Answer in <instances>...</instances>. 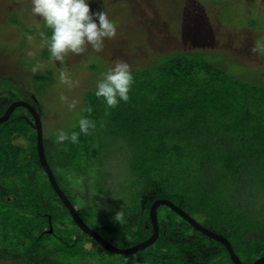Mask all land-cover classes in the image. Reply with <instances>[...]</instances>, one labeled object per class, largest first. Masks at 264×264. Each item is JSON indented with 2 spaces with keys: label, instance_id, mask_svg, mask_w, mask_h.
Returning a JSON list of instances; mask_svg holds the SVG:
<instances>
[{
  "label": "rangeland",
  "instance_id": "obj_1",
  "mask_svg": "<svg viewBox=\"0 0 264 264\" xmlns=\"http://www.w3.org/2000/svg\"><path fill=\"white\" fill-rule=\"evenodd\" d=\"M30 7V0H0V116L15 101H27L40 113L48 163L62 183L61 187L68 192L66 195L75 198L78 206L73 205L83 222L93 231L104 228L102 233L113 240L117 248L124 249L129 246L131 234L138 241L141 236L152 233L153 229L148 230L147 225L151 224L153 204L150 200H167L203 227L217 230L214 232L225 235L236 246L240 243L244 264H252L263 257L264 254L254 258V249L264 245V181H261L264 179V132L255 131V127L264 131V121L257 123V120L245 117L238 123V131L221 126L222 121L230 122V119L221 120L220 106L215 102L224 100L220 98L219 73L214 84L217 90L205 85L208 94H213L204 102L207 112L196 114L197 98L190 103L192 110L185 118L197 117L200 122L192 127L193 131H185L180 136L173 134L166 124L162 125L167 126L164 131L154 126L160 130L157 132L151 129L149 122L153 121L155 125L167 122L178 102L173 100L166 104L159 98L150 100L146 98L145 86L159 75L151 68L159 70L172 59L169 64L179 59L201 58L206 66L235 76L240 87L246 82L247 90L257 98L258 90L264 89V56L257 55L252 49L254 42L264 37V0H91L93 11L103 8L118 25L117 36L106 40L100 52H94L88 46L85 53L67 58L65 70L78 81V85L71 88L59 82L60 68L49 60V54L42 46L40 33L48 31L39 18L31 15ZM29 35L32 40L27 38ZM118 60L128 63L134 75L135 83L130 92L133 104L121 102L118 107L109 109L94 96L95 84ZM37 64L42 70L33 73L31 69ZM165 75L161 73L166 80ZM195 86L191 83L187 89L179 87L174 91L178 94L183 90H189L190 94L203 91ZM233 87L231 85V91L236 92ZM239 93L237 89L236 96ZM62 95L66 97L64 102L60 100ZM254 98L247 99L248 103L252 104ZM74 101L78 102L76 107L69 109L68 105ZM168 106L172 107L165 111ZM89 107L91 114L86 111ZM30 115L27 109L17 108L10 121L0 125V133H3L0 143L6 149L4 159L0 158V264H129V258L131 261L133 256L138 264L227 263L226 256L221 255L219 242L215 245L219 247V253L212 254L216 250L214 246L210 248L212 240L208 241V255L204 248L201 255L206 256L194 260L192 253L188 256V251L179 246L168 249L158 243L131 255L111 253L94 237L83 233L48 177L51 186L42 183L46 174L36 164L37 138ZM81 116L93 120L95 130L90 135H81L78 144H57V130L79 131ZM209 120L212 122H207ZM206 124L211 128L201 131ZM145 130L157 133L155 136L159 139L164 132H169L166 143L179 146V153H176L180 158L177 157V161L169 158V166H163L162 172H157L156 165L151 168L152 163L144 165L150 151L142 160L145 150L133 147L134 134L143 135ZM12 135L16 142L11 139ZM200 138L221 149L217 151L220 158L204 157L202 153L209 148L200 150L199 145H195ZM22 160L27 162L22 164ZM231 161L245 168L243 174L236 167L233 177L229 174L223 166H228ZM61 168H68L67 180ZM17 179L21 180L20 184H16ZM22 185L33 191L36 187L39 188L37 191L40 188L49 190L40 195L44 204L40 205L39 211L43 215L38 213V203L23 200L21 194L28 188ZM216 199H220L218 205L209 203ZM50 207L54 229L48 227L50 220L44 213ZM118 213L121 216L116 220ZM158 213L171 216L173 212L163 205ZM176 218L184 220L181 215ZM250 223L256 227L247 228ZM178 225L187 227L181 222ZM180 231L181 239L186 240V228ZM180 235L173 234V237ZM240 238L249 245H243ZM38 240L40 242L34 243ZM257 240L263 244H257ZM199 241L194 239V244L184 241L183 246L186 249L193 246L195 249L191 252L200 254L197 251ZM42 244L44 256L39 258L32 247L38 252ZM21 248H26L28 255L33 254L28 263L15 261L25 255L26 251ZM16 249L22 252L18 254ZM174 254L180 258L176 263ZM214 256L218 258L214 259Z\"/></svg>",
  "mask_w": 264,
  "mask_h": 264
},
{
  "label": "trees",
  "instance_id": "obj_2",
  "mask_svg": "<svg viewBox=\"0 0 264 264\" xmlns=\"http://www.w3.org/2000/svg\"><path fill=\"white\" fill-rule=\"evenodd\" d=\"M11 16H13V14ZM47 31H49V30H47ZM172 60H174V59H172ZM172 60H169V61L171 62ZM170 62L164 63L159 70H155L154 68H151V70H153L154 72L157 71V73H159V75L156 78H154L153 81L148 83L147 86H145L147 88V97L146 98H148L150 100H157L159 98L160 100H163L162 101L163 103H166V104L167 103L171 104L170 102L175 100L176 102H178V104H177L178 106L176 108V111L169 115V116H173V117L168 116L167 122L164 121V123H158L155 125V123L153 121H150L149 124L151 125V129L159 132L160 130L155 128L156 126H159L164 131V128H166L169 125L173 131V134L175 133V134H178L180 136H183V133L185 131H193L192 127L194 125L200 123V122L198 121L199 118H197V117H194V119L185 118V117H188L191 113L192 107H191L190 103L193 101L194 98H197L195 100V103L198 105H195V108H196L198 113L196 112V114H199L201 112H207V111H205L207 109V107L204 106V104H205L204 102L206 100L211 99V97H213V94L211 92L208 94V92H207L208 89L207 90L205 89V85H207L208 88H211V87L214 88L215 87L214 84L217 81L216 75H218L219 73H221V83H220L221 97L220 98L224 99V100L223 101L218 100L215 102L220 106L219 108H220L221 120H224L225 118L230 119V122L225 121L224 123H222L223 122L222 121L221 126H224L225 129H232V130L238 131L239 128L237 129V125H238V123L242 122V120H244L245 117H247V118L249 117L251 120H257L256 121L257 123H263V121H264V89L262 91L258 90V92L256 93L257 98H254V95L251 93V91L247 90L246 82H243L241 84V87H240L239 82L235 78V76H233L232 74H229V73H227L221 69L219 70V69L213 68L211 66H206V64H205L206 62L201 60V58L194 59V60L179 59L176 62H174L173 64H169ZM173 65H176V66H173ZM148 67L150 68V64L148 65ZM161 73H164V74L166 73L165 77L168 79H166V80L163 79L161 76ZM174 78H175V81H172ZM142 83H140V84H142ZM191 83L195 84L196 85L195 87H198V88L201 87V89L205 92L203 93V91H200V92H197L195 94H193V93L190 94L189 90L188 91L183 90L181 92V94H178L176 91H174V88H179V87L181 89H183V88L187 89V87ZM231 85L234 86L233 89H236V92H237V89L240 91L239 95H241L242 98L239 95L236 96V92L231 91V88H230ZM140 87H143V84L140 85ZM217 89L218 88L215 87L213 90L215 91ZM157 91L159 93H157ZM149 94H150V96L148 97ZM253 98L255 99V101L251 100V101H253V103L249 104L248 103L249 101L247 99H253ZM128 103L130 105L133 104L132 100H129ZM259 103L262 105L260 106ZM257 105L259 107H257ZM171 107L172 106H168L165 111L169 110ZM204 108H205V110H204ZM177 116H178V119H177ZM176 120H177V122H176ZM175 122H176V124H175ZM207 122H212V121L209 120ZM166 124H167V126H165V127L162 126V125H166ZM229 124H230V126H228ZM208 128H211V127H209L208 124H206L205 128H203L201 131L208 130ZM136 129H138L137 131L140 130L139 127H136ZM255 129H256L255 130L256 133L262 134L264 132L263 128H261V127H255ZM35 132H36V130H35ZM178 132H180V133H178ZM256 133L254 132L255 136H256ZM156 134L155 133L151 134L150 132H147L146 130L144 131L143 135L137 134L138 135L137 136L136 134H134L135 139L132 140V144H133V147H135L136 149H144L145 150L143 153V156L141 157L142 160L146 159L144 156L146 155L147 151L151 152L149 157H148L149 160L148 159H146L147 161L145 160V163H144L145 166H148L149 164L152 163L151 168L154 165H156L158 167L157 172H162L161 168L163 166L164 167L169 166L168 162H167L169 158H174L176 161H177V157L180 158V156H178L179 146L177 144H174L173 146L172 145L169 146L166 143V141L169 140L167 137L169 135V132H164L162 135V139L157 138L155 136ZM36 135H37V133H36ZM240 135H241V133H239V136ZM126 137H127V134H126ZM200 137H202V136H200ZM188 138L191 139V137H188ZM181 141H182V139L179 140V142H181ZM216 141L221 142V140L220 141L216 140ZM3 144H4V142H3ZM195 145H199L198 147H200L199 148L200 150H203L205 148H209V149L205 150L204 153H202L203 156L205 155L204 157H207V158L218 157V158H220L219 156L221 154L218 155L217 151H221V149L215 148L214 143L211 146L209 143L202 141L200 138V140L197 139V141L195 142ZM0 147H3V146L0 144ZM193 147H195V146H193ZM4 152H5V150L0 149V153L2 155V156H0V158H2V159H4V155H3ZM176 152H178V153H176ZM226 153L227 152L225 151L224 155H226ZM138 155H139V153H138ZM23 161L24 160L21 161L22 164L27 162V161H24V162ZM233 164H234V166H231ZM238 164L239 163H234L233 161H231L228 163V166L224 165L223 167L233 177V175L235 173V171H234L235 167H236V169L241 170L242 174L245 170V168L239 167ZM39 169H41V168H39ZM218 169H219V171H221L220 168H218ZM44 180L45 181L42 183L47 184L50 187L51 185L47 181L48 180L47 177H45ZM20 181H21L20 179H17L16 184H20L19 183ZM24 181L26 182V177H25ZM261 181L263 182L264 179H261ZM25 182H23V183H25ZM22 186L28 188V191L21 194L23 200L26 202H34L35 201L34 203H38L39 205L37 204V206H36L38 208V213L40 215H43V212L39 211L40 205L44 204V200H42L40 198V195H41L42 191H49V190L40 188V191H37V190H39V188L36 187V191H33V188H31V187H28L26 185H22ZM190 187H191V185H189V188ZM155 199L156 198H152L150 200V204H153ZM209 203L213 206H216L220 203V199L211 200ZM201 207L204 209L203 206H201ZM52 210L53 209L50 207V209L47 208L46 211H44V213L47 214L46 215L47 217H50L49 213L53 214ZM148 211H149V209H148ZM171 211L173 212L171 214V216H169L167 213H162V214L158 213V221H159V229L160 230L158 232L159 235L155 241V244L158 243V245H160V246L162 245L163 247H167L168 249H170V248L173 249V248H175V246L176 247L179 246V247H181V249L183 251H186V252L188 251V256L190 255V253H192V258L194 260L196 257L206 256V255H201L204 252L203 251L204 248L207 250V255H208V252H209L208 241L212 240V239L205 237L202 233H200L196 230L195 231L197 233H195L193 227H191L186 221L176 218V215H177V217L179 215L175 211H173L172 209H171ZM262 211H263L262 216L264 217V209ZM174 212L176 213L175 218H173V214H175ZM51 217H53V216L51 215ZM50 221H51L53 227L55 228L54 222H52V218ZM180 222L184 226L186 225L187 227H178L179 226L178 224ZM161 223H163L162 226H160ZM254 227H256V224L255 225H253V223L247 224V228H254ZM183 228H186V230H187L188 236H187L186 240L181 239L182 235H180V232H181L180 229H183ZM206 228L213 230L212 228H210L208 226ZM190 231H192V232H190ZM213 231L217 232V230H213ZM246 231H252V229H247ZM152 233H153V230H152ZM152 233L150 235L147 233L148 235L141 236L140 240H138V241H142L147 237L149 238L152 235ZM173 234H178L180 236L173 237ZM194 234H196V235H194ZM222 236L225 237V235H222ZM201 237H202V240H200ZM194 239L201 241V242L200 241L198 242L200 244H198L199 247L197 249V251H199L200 254H195V253L191 252V251H194V249H195L193 246L191 248H188V249H186L187 247L183 246L184 241L193 243ZM240 239H241V242H243V245H249L246 242H244L243 238H240ZM247 240L251 242L250 239H247ZM138 241L132 242L131 244H129V246L131 247V246L135 245V243ZM229 241L231 242V245H232L235 253L241 259L242 258L241 256L244 253L243 250H241V248H240L242 246L240 245V243L237 244V246H236L234 244V242H232L231 240H229ZM36 242H40V241L38 240V241H35L34 243H36ZM255 242L257 244H263V242L261 240L260 241L257 240ZM155 244L153 246H156ZM216 244H218V242L216 243V241L212 240V247L210 246V248L212 249L213 246L216 247V250H213L214 252L212 254L219 253V250H220L219 247H221L223 249V250L221 249V255L224 254L226 256L225 257L227 260L226 264H233L231 262L229 253L226 250V248L223 245H221L220 243L218 244L219 247L215 246ZM201 245H203L205 247H201ZM20 246H21V244H20ZM153 246H150V247L152 248ZM32 248H33L35 254L39 258L44 256L43 255V249H44L43 244L39 247L38 252L35 251L34 247H32ZM259 249H261V251ZM21 250L26 251L25 255H23L22 259H20V257H17L15 259V261H19V263L20 262L28 263L29 259H30V255H33V254L31 253L30 255H28V253H27L28 250L26 248L25 249L21 248ZM19 251L20 250L16 249V252L18 254H19ZM20 252H22V251H20ZM254 253L256 254V256L254 258H257V257L263 255L264 254V245L256 246V248L254 249ZM178 257L179 256H176L177 260H175V263L180 260V258H178ZM215 258H218V257L214 256V259ZM129 261H130V258H129ZM128 263L130 264V262H128ZM193 263H197V262H193Z\"/></svg>",
  "mask_w": 264,
  "mask_h": 264
},
{
  "label": "clouds",
  "instance_id": "obj_3",
  "mask_svg": "<svg viewBox=\"0 0 264 264\" xmlns=\"http://www.w3.org/2000/svg\"><path fill=\"white\" fill-rule=\"evenodd\" d=\"M90 2L91 0H30L31 15L39 18V20L42 21L44 27L47 30H49L48 33L45 32L40 33V36L42 38V46L46 48L49 54V60L54 62L60 68L59 82L61 84L68 86L69 88L73 86H77L78 81L73 80L68 74V72L65 70L67 58L70 55H81L85 53L88 49V46H91V49L94 52H100L103 50L104 43L106 40H112L117 36L118 25L109 18L108 13L103 8L97 11H93L90 8ZM27 38L29 40H32L33 37L29 35ZM252 51L259 56H264V37H261L254 42V47ZM29 55L31 56L32 54L29 53ZM31 70L33 73H36V72H40L42 69L41 66L37 64L33 66ZM134 83H135L134 75L131 71L129 64L118 60L115 61L113 66L109 67L107 71L102 73V77L96 81L94 96L98 100H101V102L104 103L107 106V108L114 109L118 107L121 102L127 103L130 100V92L132 91ZM33 97L35 98V96ZM60 100L64 102L66 101V97L62 95L60 97ZM76 103L78 102L74 101L73 103L69 104L68 105L69 109L75 108ZM30 105L39 114L42 125V116L32 104ZM19 108H23V107H19ZM24 109H27L31 114L30 115L31 126L33 129L36 130L33 113L28 108L24 107ZM86 111L89 114H91L92 109L89 107L88 109H86ZM10 118L7 121H9ZM78 128L79 131H72V132H66L64 129H58L56 133L55 142L59 145H64L66 143L73 145L78 144L80 143V136L90 135L91 132L95 130L96 124L93 120L89 119L87 116H81V118L78 120ZM36 138L38 144V135H36ZM43 146H44V139H43ZM44 150H45V146H44ZM37 151H38V159L36 160V164L40 166V168L43 170L40 163L38 145H37L36 153ZM45 155H46V151H45ZM43 172L45 173L44 170ZM53 175L56 179V182L60 186L59 180H57V177L55 176L54 172ZM46 177H48L47 174ZM120 216L121 213H118L115 219L119 220ZM157 218H158V209H157ZM184 220L191 227H193L194 230L199 232V230H197L193 225H191L186 219ZM150 222L151 224L150 225L148 224V230H151V228L153 229L151 218H150ZM49 224H50L49 227L54 229L51 221H49ZM147 239L148 237L142 241L136 242L135 245L144 242ZM130 264H138V261L135 256L131 258Z\"/></svg>",
  "mask_w": 264,
  "mask_h": 264
},
{
  "label": "water",
  "instance_id": "obj_4",
  "mask_svg": "<svg viewBox=\"0 0 264 264\" xmlns=\"http://www.w3.org/2000/svg\"><path fill=\"white\" fill-rule=\"evenodd\" d=\"M19 107H25L28 108L34 116L35 120V127L38 135V150H39V158H40V163L45 171V173L48 175L49 180L51 182L52 187L56 191L57 195L61 199V201L65 204L64 206L67 207L69 213L71 214L72 218L76 221L77 225L83 230L84 233H87L88 235H91L96 239L97 242L101 244L102 247H104L107 251H110L111 253H116V254H121V255H129V254H134L137 253L150 245H152L157 237H158V232H159V223H158V218H157V209L159 206H167L171 208L172 210L176 211L179 215H181L184 219H186L190 224H192L197 230H199L201 233L204 235L214 239L216 242H219L225 246L227 251L229 252V255L233 261L234 264H244L239 256L235 253L231 242L225 238L224 236L217 234L214 231H211L205 227H203L201 224H199L195 219L192 217L188 216L185 212H183L180 208H178L176 205H174L171 202H168L167 200H157L153 203L151 209H150V218L152 220L153 224V235L147 239L144 242H141L137 245H134L132 247L129 246V248H124L120 249L117 248L116 246L112 245L109 242L104 241L95 231L91 230L89 226H87L81 217L79 216L76 208L73 206V204L69 201V198L65 195V193L62 191L58 183L56 182V179L53 175V172L47 162L46 155H45V150L43 146V133H42V125H41V120L39 114L31 107V105L25 101H16L10 105V107L7 109L6 113L4 116L0 118V124L6 122L12 115V113ZM252 264H264V256L258 258L255 260Z\"/></svg>",
  "mask_w": 264,
  "mask_h": 264
},
{
  "label": "flooded vegetation",
  "instance_id": "obj_5",
  "mask_svg": "<svg viewBox=\"0 0 264 264\" xmlns=\"http://www.w3.org/2000/svg\"><path fill=\"white\" fill-rule=\"evenodd\" d=\"M12 104V103H11ZM10 104V105H11ZM10 105H9V107H10ZM9 107H7V109L9 108ZM7 109L5 110V112L7 111ZM4 112V113H5ZM3 113V114H4ZM3 114L0 116V117H2L3 116ZM16 118H18V117H16ZM11 119V118H10ZM10 121V120H9ZM8 122V121H7ZM2 134L3 133H0V141H3L2 140ZM15 135H12L11 136V139H13L14 141H15V137H14ZM16 142V141H15ZM11 143V145H15L16 146V143H14V142H10ZM1 144V143H0ZM20 145V144H19ZM4 147H0V149H2V150H5L6 151V149L4 148ZM85 153V152H84ZM36 157H37V159H38V151H37V153H36ZM87 157V156H86ZM67 166H68V164H67ZM68 172H69V170H68V168H64V172H63V175L65 176V179L67 180V177H66V174H68ZM49 179V178H48ZM57 180H59L58 178H57ZM73 180V179H72ZM48 181V180H47ZM50 182V181H49ZM70 182V181H69ZM59 183L60 184H62L61 182H60V180H59ZM61 186V185H60ZM62 188V187H61ZM54 189V188H53ZM63 189V188H62ZM55 191V190H54ZM63 191H64V189H63ZM56 192V191H55ZM66 190L64 191V193H65V195H66ZM68 193V192H67ZM57 194V193H56ZM67 197L69 196V195H66ZM75 198H73V196L72 197H70L69 196V201L72 203V204H75V205H77L76 203H75V200H74ZM63 203V202H62ZM74 206V205H73ZM78 206V205H77ZM76 207V206H75ZM79 214V213H78ZM80 216V215H79ZM72 217V216H71ZM74 220V219H73ZM75 221V220H74ZM76 225H77V223H76V221L74 222ZM78 226V225H77ZM79 227V226H78ZM95 229V231L97 232V234L104 240V241H106V242H108L107 240H108V238L102 233V231L104 230V228H99V229H96V228H94ZM100 230V231H99ZM80 231H82V230H80ZM83 232V231H82ZM200 232V231H199ZM84 233V232H83ZM201 233V232H200ZM86 234V233H85ZM203 234V233H202ZM204 235V234H203ZM78 239V238H77ZM112 242V241H111ZM99 243V242H98ZM100 244V243H99ZM101 245V244H100Z\"/></svg>",
  "mask_w": 264,
  "mask_h": 264
},
{
  "label": "crops",
  "instance_id": "obj_6",
  "mask_svg": "<svg viewBox=\"0 0 264 264\" xmlns=\"http://www.w3.org/2000/svg\"><path fill=\"white\" fill-rule=\"evenodd\" d=\"M72 154H73V153H72ZM74 156H75V155H74ZM36 160H37V157H36ZM93 164H95V162H94ZM93 166H94V165H93ZM60 170H61V173L64 172V168H61ZM64 177H65V176H64ZM143 209H144V208H143ZM49 220H51L50 217H49ZM148 224H149V223H148ZM148 224H147V225H148ZM107 241H108L109 243H111L112 245H114V246L116 245V244L113 243V240L108 239ZM111 241H112V242H111ZM132 242H135V240H134V235H133V234L130 235V239L128 240V243H129V244H131ZM129 262H130V261H129Z\"/></svg>",
  "mask_w": 264,
  "mask_h": 264
},
{
  "label": "bare ground",
  "instance_id": "obj_7",
  "mask_svg": "<svg viewBox=\"0 0 264 264\" xmlns=\"http://www.w3.org/2000/svg\"><path fill=\"white\" fill-rule=\"evenodd\" d=\"M153 232H154V230H153ZM152 235H153V233H152ZM152 235H151V236H152ZM151 236H150V237H151ZM133 246H134V245H133ZM131 247H132V246H131ZM126 248H129V247H126Z\"/></svg>",
  "mask_w": 264,
  "mask_h": 264
}]
</instances>
